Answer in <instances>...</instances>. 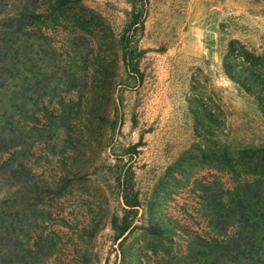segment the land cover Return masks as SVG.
Here are the masks:
<instances>
[{
  "label": "rangeland",
  "instance_id": "obj_1",
  "mask_svg": "<svg viewBox=\"0 0 264 264\" xmlns=\"http://www.w3.org/2000/svg\"><path fill=\"white\" fill-rule=\"evenodd\" d=\"M129 1L83 0L101 39L51 0H0V264H230L204 215L235 181L206 157L264 144L263 114L224 69L233 40L264 55V0H150L126 35ZM127 169L143 206L117 242Z\"/></svg>",
  "mask_w": 264,
  "mask_h": 264
},
{
  "label": "trees",
  "instance_id": "obj_2",
  "mask_svg": "<svg viewBox=\"0 0 264 264\" xmlns=\"http://www.w3.org/2000/svg\"><path fill=\"white\" fill-rule=\"evenodd\" d=\"M51 3L65 19L84 29H90L101 39L103 33L109 30V25L101 14L89 10L83 0H51ZM129 4L132 8L131 19L124 33H142L150 0H130ZM74 9L76 12H73ZM126 35L121 37L123 59L127 68L138 73L137 58L134 59L133 56L139 48L128 42ZM224 69L232 81L255 99L264 116V55H255L240 42L233 40L225 55ZM210 157H213L211 161L214 162H209L210 165H215L220 172L231 174L235 188L229 193H218L214 198H208L204 216L211 229L220 232L225 238H209L205 241L206 246L220 254H230V264L242 261L243 257L260 262L264 260V144L230 147L220 142L215 151H209L206 159L210 161ZM133 180V173L129 169L115 177L122 215L113 216L110 224L117 242L121 239L122 242L125 241L127 234L131 233V214L137 213L143 206L141 193L136 191ZM169 224L173 228L172 223ZM145 230L160 238L167 235L166 229L162 228L148 226Z\"/></svg>",
  "mask_w": 264,
  "mask_h": 264
}]
</instances>
